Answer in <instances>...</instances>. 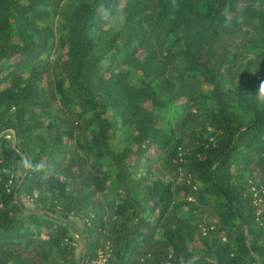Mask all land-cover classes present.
Returning <instances> with one entry per match:
<instances>
[{
    "label": "trees",
    "instance_id": "obj_1",
    "mask_svg": "<svg viewBox=\"0 0 264 264\" xmlns=\"http://www.w3.org/2000/svg\"><path fill=\"white\" fill-rule=\"evenodd\" d=\"M99 253L264 264V0H0V264Z\"/></svg>",
    "mask_w": 264,
    "mask_h": 264
},
{
    "label": "rangeland",
    "instance_id": "obj_2",
    "mask_svg": "<svg viewBox=\"0 0 264 264\" xmlns=\"http://www.w3.org/2000/svg\"><path fill=\"white\" fill-rule=\"evenodd\" d=\"M139 78V75L138 73H136L135 71H132L131 70V73H130V79L131 81H137V79ZM183 105V102L178 100V101H175L174 103H172L170 106H169V109H168V115L170 116L171 120H175V118L178 116L179 112H180V106ZM9 137V135H8ZM116 143V141H115ZM22 161L21 159L18 160V167H17V171H16V175L20 174L22 172ZM22 198V200L24 201V203L27 205V206H30L31 205V202L30 200H28V197L26 194H22L20 196ZM77 227L78 229H81L82 227V222L81 220L77 217V216H70L69 218ZM75 234V236L77 237V241H76V244H77V247H76V252H77V255H80L82 254L83 255V251H82V248L84 250V243H83V239L80 238V236L73 232ZM103 260V256L101 253H99V255H97V257H95L91 264H101Z\"/></svg>",
    "mask_w": 264,
    "mask_h": 264
}]
</instances>
